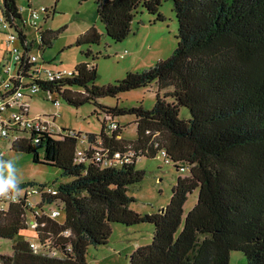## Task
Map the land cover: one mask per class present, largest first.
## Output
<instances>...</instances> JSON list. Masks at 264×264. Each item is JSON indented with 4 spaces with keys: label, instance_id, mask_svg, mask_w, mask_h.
I'll return each mask as SVG.
<instances>
[{
    "label": "trees",
    "instance_id": "obj_1",
    "mask_svg": "<svg viewBox=\"0 0 264 264\" xmlns=\"http://www.w3.org/2000/svg\"><path fill=\"white\" fill-rule=\"evenodd\" d=\"M167 1L178 21V45L170 58L103 87L96 85L97 67L88 63L79 64L71 77L37 81L39 93L61 96L76 108L100 107L105 115L101 133L88 134L89 142L99 145V138L107 155L119 154L124 163L103 167L90 159L78 164L80 140L68 135L38 134V142L13 143L16 152L33 155L35 164L56 167L72 180L53 187L56 195L43 194L34 208L22 196L0 212V239L17 240L11 256L0 255L1 264H88V249L107 246L113 224L145 223L155 228L153 241L137 248L130 264H230L233 252L242 253L249 264H264V0H98L97 12L105 35L120 43L132 34L139 13L164 21L160 12ZM23 11L19 0H3L2 17L22 48ZM48 18L47 13L42 23ZM38 35L42 53L58 38L45 30ZM101 37L92 27L76 46L99 44ZM40 59L44 66L42 54ZM152 84L158 90L151 109L98 102ZM50 100L53 105L59 101ZM182 109L189 111L188 118L181 117ZM124 116L135 118L134 141L122 137L116 122ZM163 150L166 163L189 169V175L178 178L165 209L139 214L130 208L135 199L129 195V188L145 177L137 163L142 157L163 158ZM24 188L13 193L21 195ZM196 190L198 201L186 214ZM47 206L54 208L45 211ZM53 210L64 212L63 221L51 217ZM29 212L36 215L33 240L20 238L28 230ZM35 242L37 253L31 248Z\"/></svg>",
    "mask_w": 264,
    "mask_h": 264
},
{
    "label": "rangeland",
    "instance_id": "obj_2",
    "mask_svg": "<svg viewBox=\"0 0 264 264\" xmlns=\"http://www.w3.org/2000/svg\"><path fill=\"white\" fill-rule=\"evenodd\" d=\"M98 0H19V5L24 9L23 17L27 23L30 18L28 11L29 3L33 9L47 8L49 18L42 23V30L58 34V38L51 42V47L44 53L39 51L36 44L33 53L42 54L46 62L44 67L52 69L74 70L81 63H88L97 67L99 78L96 85L106 86L115 81L122 80L128 72H142L154 67L159 61L170 58L178 45L176 36L178 34V21L173 10L171 1L164 2L161 14L164 21L156 20L157 16H151L146 12L139 13L132 25V34L123 42L116 43L105 34V27L100 22L97 12ZM3 0H0V23L1 8ZM54 10V12H53ZM45 16L43 15V21ZM95 27L102 34L99 44L76 46L78 38L89 29ZM29 39H33L34 33L29 30ZM12 49V48H11ZM8 37L6 31L0 29V70H4L8 55ZM90 53V55H88ZM42 62V59H40ZM158 87L152 84L148 88L131 91L119 95L117 98H104L98 102L108 107H137L144 106L146 109L154 107ZM78 91H82L78 89ZM25 93H29L27 90ZM162 91L160 96H163ZM58 99L60 106L53 105L50 99ZM29 104V116H50L54 122V129L73 130L81 133L84 141H88V134L100 135L102 121L105 115L100 107L94 104H86L76 108L69 105L63 97L40 92L32 95L26 100ZM99 114H102L99 116ZM181 117L188 118L189 111L181 110ZM49 118V117H47ZM50 120V119H49ZM133 116L116 118V122L122 130V137L127 141L137 138V127ZM99 142V138H96ZM87 143L81 141L79 147L83 149ZM5 157L0 160V178L8 177L15 182L21 193L24 187L28 189L39 188V186L58 187L62 183L70 182L72 179L64 177L60 169L45 165L35 164L33 155L16 152L12 149L9 140H0V153ZM40 160H44V153L40 152ZM159 155L153 159L142 157L137 168L145 173L144 180L129 188V195L135 199L130 208L142 215L156 214L165 209L170 203L173 187L179 177L189 175V169L177 170L173 164L165 162ZM5 165L8 167L6 168ZM14 191V190H13ZM22 195V194H21ZM199 191L190 195L185 205L186 214L193 209L198 201ZM1 198V195H0ZM35 205L41 203L39 196L31 197ZM54 206L45 207V211L53 209ZM65 218L61 212L59 221ZM33 213L28 214V230L22 233L20 238L33 240ZM155 228L151 224H139L127 227L121 224L112 225V236L107 246L90 247L86 258L88 264H130L131 255L142 246L150 245L153 241ZM17 240L0 239V255L11 256L13 246ZM1 264V263H0ZM230 264H249L245 256L240 252H233Z\"/></svg>",
    "mask_w": 264,
    "mask_h": 264
},
{
    "label": "built area",
    "instance_id": "obj_3",
    "mask_svg": "<svg viewBox=\"0 0 264 264\" xmlns=\"http://www.w3.org/2000/svg\"><path fill=\"white\" fill-rule=\"evenodd\" d=\"M29 11V21L27 23L24 21V27L19 29L20 32L21 29H23L22 32L25 30L26 38L22 40L24 42L23 48L18 43V36L10 27L9 23L1 17L0 29L6 31L8 47L10 48L8 55L11 56V61L9 62L6 59L7 65L4 66L3 71L0 70V140H9L11 144L21 139H32L34 142H38L35 139L38 134L55 135L62 138L66 135L75 138L78 137L80 142L87 143V146L83 149L78 147L76 150L75 161L78 164L88 163L92 159L101 162L103 167L122 165L124 161L122 159L120 160L119 154H115L114 159L107 155L100 139L97 142L99 145H91L89 140L84 141L82 136L73 130H68L69 132L65 130L56 131L54 129V122H51L52 118L50 116H47L49 118L44 116L31 118L29 116L30 107L26 100L27 98H31L32 95L39 93L40 89L37 81L53 82L73 76V71L71 70L44 67L40 62V57L33 53L34 49L32 45L35 46L37 44L36 42L40 40L38 34L42 30L41 23L43 15L49 14V11L47 8L33 9L32 7ZM29 30H32L34 33V37L31 40L28 35L30 33ZM32 64H35L36 67L34 69H28ZM27 90L29 93H25ZM60 105L59 101L54 102V106L59 107ZM112 128L116 129L117 126L113 125ZM166 155L164 150L161 151L163 158ZM4 157L5 153H0V160ZM43 194L56 195L57 191L50 186L27 189L22 195L13 193V190H9L5 195H1L0 212L7 211L8 205L11 203H18L22 196H27L31 200L32 196L37 195L42 200ZM30 207L34 208L32 202H30ZM60 216V210H53L51 213L52 218L57 219ZM36 225L35 217L33 222L34 238L37 237ZM31 248L37 253L39 251L38 243H32Z\"/></svg>",
    "mask_w": 264,
    "mask_h": 264
},
{
    "label": "clouds",
    "instance_id": "obj_4",
    "mask_svg": "<svg viewBox=\"0 0 264 264\" xmlns=\"http://www.w3.org/2000/svg\"><path fill=\"white\" fill-rule=\"evenodd\" d=\"M7 168L8 166L5 165ZM17 185L12 181L8 175L7 177L0 178V195H5L9 190H16Z\"/></svg>",
    "mask_w": 264,
    "mask_h": 264
}]
</instances>
